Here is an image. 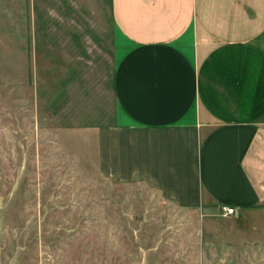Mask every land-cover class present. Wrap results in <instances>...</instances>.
Wrapping results in <instances>:
<instances>
[{"label": "rangeland", "instance_id": "obj_1", "mask_svg": "<svg viewBox=\"0 0 264 264\" xmlns=\"http://www.w3.org/2000/svg\"><path fill=\"white\" fill-rule=\"evenodd\" d=\"M114 68L109 0H0V264H264V204L205 216L100 172Z\"/></svg>", "mask_w": 264, "mask_h": 264}, {"label": "crops", "instance_id": "obj_2", "mask_svg": "<svg viewBox=\"0 0 264 264\" xmlns=\"http://www.w3.org/2000/svg\"><path fill=\"white\" fill-rule=\"evenodd\" d=\"M114 121L100 172L182 209L264 204V0H109Z\"/></svg>", "mask_w": 264, "mask_h": 264}, {"label": "built area", "instance_id": "obj_3", "mask_svg": "<svg viewBox=\"0 0 264 264\" xmlns=\"http://www.w3.org/2000/svg\"><path fill=\"white\" fill-rule=\"evenodd\" d=\"M237 214V209L229 205H221L219 209V215L223 218L231 217Z\"/></svg>", "mask_w": 264, "mask_h": 264}]
</instances>
